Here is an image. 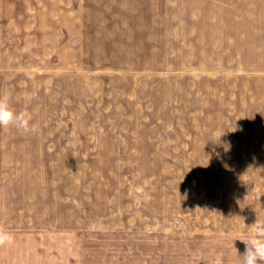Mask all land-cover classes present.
Instances as JSON below:
<instances>
[{
	"label": "rangeland",
	"instance_id": "rangeland-1",
	"mask_svg": "<svg viewBox=\"0 0 264 264\" xmlns=\"http://www.w3.org/2000/svg\"><path fill=\"white\" fill-rule=\"evenodd\" d=\"M82 41H62L77 64L63 53L31 68L28 43L0 40L21 70L0 77V95L31 116L37 131L27 133H62L73 149L18 158L0 222L14 242L0 247V264H230L232 245L245 246L231 236L235 217L264 206L231 204L226 189L229 92L216 89L214 40H170L163 67L142 75L106 69V40L89 55Z\"/></svg>",
	"mask_w": 264,
	"mask_h": 264
},
{
	"label": "crops",
	"instance_id": "crops-1",
	"mask_svg": "<svg viewBox=\"0 0 264 264\" xmlns=\"http://www.w3.org/2000/svg\"><path fill=\"white\" fill-rule=\"evenodd\" d=\"M209 11L214 15L208 19ZM0 40L28 43L30 48L23 47V53L37 60L31 68L41 61L62 59L63 53L77 64L72 47L64 48L63 40H85L82 52L87 55L94 50V40H106V69L140 75L163 67L170 57V40H214L216 89L221 94L229 92L230 181L226 189L231 204L264 206V0H0ZM9 58L8 50H2L0 59L5 63L0 77L21 72L14 70ZM63 74L77 77L73 69H51L49 76ZM62 141V133L41 138L24 132L0 133V222L4 205H14L10 175L19 167L18 158H30L36 149L53 158L73 150L71 145L63 148ZM23 213H14L13 220H25ZM244 213L235 217L242 222L233 225L232 237L247 234L256 219L264 220V207L261 216ZM231 249L230 264H236L245 246Z\"/></svg>",
	"mask_w": 264,
	"mask_h": 264
},
{
	"label": "clouds",
	"instance_id": "clouds-1",
	"mask_svg": "<svg viewBox=\"0 0 264 264\" xmlns=\"http://www.w3.org/2000/svg\"><path fill=\"white\" fill-rule=\"evenodd\" d=\"M31 116L24 112H16L10 105L7 95H0V127H15L24 132H36L37 126L31 124ZM245 245L244 253L236 264H264V220H257L250 225L247 234H241L238 238ZM235 240V239H234ZM14 236L0 228V247L11 245ZM215 264H223L222 257L215 260Z\"/></svg>",
	"mask_w": 264,
	"mask_h": 264
}]
</instances>
